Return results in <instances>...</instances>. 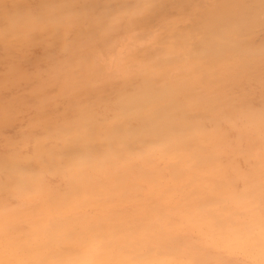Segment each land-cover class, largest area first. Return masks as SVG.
<instances>
[{"label": "clouds", "instance_id": "1", "mask_svg": "<svg viewBox=\"0 0 264 264\" xmlns=\"http://www.w3.org/2000/svg\"><path fill=\"white\" fill-rule=\"evenodd\" d=\"M0 264H264V0H0Z\"/></svg>", "mask_w": 264, "mask_h": 264}]
</instances>
